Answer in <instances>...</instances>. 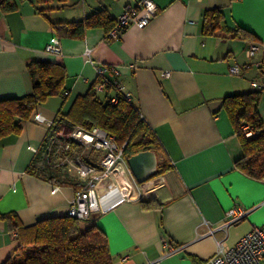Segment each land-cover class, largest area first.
I'll return each instance as SVG.
<instances>
[{
    "label": "crops",
    "instance_id": "crops-1",
    "mask_svg": "<svg viewBox=\"0 0 264 264\" xmlns=\"http://www.w3.org/2000/svg\"><path fill=\"white\" fill-rule=\"evenodd\" d=\"M14 1L13 11L0 10V98L31 91L27 65L33 60L64 65L66 97L63 105L62 96L47 98L19 134L0 139L1 214H15L25 226L68 214L81 186L53 183L44 174L58 170L84 181L75 170L49 165L50 142L55 140L51 162L81 156L97 165L101 152L56 136L59 128L69 127H48L33 114L54 119L60 109L66 112L98 81L96 66L109 64L119 68L122 92L156 134L169 165L164 174L140 183L144 199L162 203L159 210L100 191V210L90 216L107 234L112 264H202L216 253L217 241L231 246L254 226L264 231V177L235 168L242 148L222 108L224 97L254 90L251 82L264 80V0H153L158 10L145 27L132 22L118 38L89 28L83 39L60 36L51 23L81 20L100 8L117 19L126 4L139 0ZM211 8L223 11L221 27L241 26L255 39L205 35L203 14ZM54 35L60 39L59 54L45 51ZM249 42L259 44L251 57L246 55ZM86 50L92 63L85 61ZM232 65L240 73H230ZM113 92L104 89L98 95L106 100ZM258 112L264 124V88ZM236 205L247 210L245 216L224 224L225 211ZM20 251L14 229L0 218V264Z\"/></svg>",
    "mask_w": 264,
    "mask_h": 264
},
{
    "label": "trees",
    "instance_id": "trees-1",
    "mask_svg": "<svg viewBox=\"0 0 264 264\" xmlns=\"http://www.w3.org/2000/svg\"><path fill=\"white\" fill-rule=\"evenodd\" d=\"M14 0H0V10L13 11ZM224 17L221 8L205 10L203 14V33L222 37H239L255 39L249 30L238 26L235 29L221 27ZM117 19L106 8H100L81 20L52 22L51 27L60 36L83 39L87 29L102 28L106 32L115 27ZM27 70L32 79L29 93L0 98V139L19 134L22 124L32 112L51 96L66 97L65 80L67 72L64 65L49 61L33 60ZM110 84L105 86L110 90ZM262 89L244 93H235L224 97L222 108L239 137L242 155L234 161V166L244 174L262 179L264 177V124L258 112ZM248 124L259 129L251 137L244 136L241 125ZM74 127L85 129L100 127L113 136L116 143L123 147L124 158L145 150H152L157 156V168L152 177L164 174L169 165L163 147L148 123L141 117L138 109L129 99L119 95L118 102L111 104L102 99L95 91L94 85L84 95H78L69 109L57 112L53 127ZM30 172H35L30 169ZM49 181L60 184H72L76 188L81 182L74 181L61 171H48L44 174ZM145 210H159L162 206L156 199H141ZM11 229L16 231L19 239L20 257L8 258L3 264H112L107 234L97 224L95 217L79 218L69 214L48 216L38 219L34 224L25 226L15 214H1Z\"/></svg>",
    "mask_w": 264,
    "mask_h": 264
},
{
    "label": "built area",
    "instance_id": "built-area-1",
    "mask_svg": "<svg viewBox=\"0 0 264 264\" xmlns=\"http://www.w3.org/2000/svg\"><path fill=\"white\" fill-rule=\"evenodd\" d=\"M157 4L153 0H139L134 4H126L117 18L114 28L108 31V38H118L120 33L130 24L135 23L139 28H143L150 23L157 13ZM259 49V44L249 42L246 55L251 57ZM62 47L57 36H51L45 45V51L52 54L61 53ZM85 61L92 63L90 51L85 52ZM98 81L94 85V91L98 94L104 91L105 86L110 84L114 92L107 97L111 104L118 102L119 95L129 99V96L122 92V87L118 81L119 68L109 64H98L96 66ZM232 74L240 73V67L232 65L229 67ZM111 74V78L107 77ZM167 75V72L165 73ZM256 89L264 88V80L251 82ZM66 93V92H65ZM33 119L46 124L48 127L53 125L54 119H47L39 113L33 114ZM241 130L246 137H251L259 133V129L248 124H242ZM56 136L73 139L79 144L100 151L101 155L98 164H89L81 156L64 157L58 162H51V153L55 140H52L47 149V160L53 167H66L69 171L75 170L80 180L84 184L78 189L75 197L70 200L68 214L79 218H86L91 213L100 210L99 193L115 192L119 200L139 201L145 192L140 183L131 174L126 159L123 155V147H120L113 136L107 134L100 127L85 129L79 125L66 130L59 128ZM68 149V144L64 146ZM36 151V148H32ZM102 184H107L106 187ZM58 186L53 187L57 191ZM247 210L236 205L225 211L224 224L238 222L246 214ZM209 232L213 234V230ZM16 234V231L14 230ZM167 244L166 240H164ZM202 264H264V231L259 226H254L245 233L234 245L226 246L223 241H217L216 253L206 259Z\"/></svg>",
    "mask_w": 264,
    "mask_h": 264
},
{
    "label": "water",
    "instance_id": "water-1",
    "mask_svg": "<svg viewBox=\"0 0 264 264\" xmlns=\"http://www.w3.org/2000/svg\"><path fill=\"white\" fill-rule=\"evenodd\" d=\"M126 163L136 181L144 183L156 171L158 160L154 151L145 150L126 158Z\"/></svg>",
    "mask_w": 264,
    "mask_h": 264
},
{
    "label": "rangeland",
    "instance_id": "rangeland-1",
    "mask_svg": "<svg viewBox=\"0 0 264 264\" xmlns=\"http://www.w3.org/2000/svg\"><path fill=\"white\" fill-rule=\"evenodd\" d=\"M20 255H18V259H19Z\"/></svg>",
    "mask_w": 264,
    "mask_h": 264
}]
</instances>
